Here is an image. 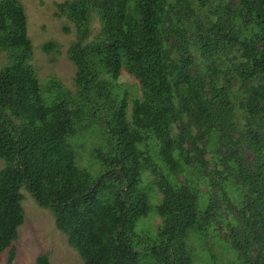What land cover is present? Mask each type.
<instances>
[{
	"label": "trees",
	"instance_id": "16d2710c",
	"mask_svg": "<svg viewBox=\"0 0 264 264\" xmlns=\"http://www.w3.org/2000/svg\"><path fill=\"white\" fill-rule=\"evenodd\" d=\"M56 9L75 91L42 87L24 6L0 0V262L19 264L24 190L83 264H220L215 239L264 264V0Z\"/></svg>",
	"mask_w": 264,
	"mask_h": 264
},
{
	"label": "rangeland",
	"instance_id": "374dc122",
	"mask_svg": "<svg viewBox=\"0 0 264 264\" xmlns=\"http://www.w3.org/2000/svg\"><path fill=\"white\" fill-rule=\"evenodd\" d=\"M62 1L64 0H21L27 18L26 33L32 44L29 65L35 70L42 87L49 82L59 81L66 89L75 91L73 78L76 68L68 58V50L71 41L74 40L75 30L66 17L55 15L57 3ZM65 25L71 26L69 33L64 31ZM98 26L97 21H95L93 33L98 30ZM49 42L55 45L49 51H45L43 46ZM4 61L3 54H0V66ZM119 81L129 85L131 87L128 90L129 95L134 96L132 87L137 85L136 79L124 74ZM81 139L88 140L83 137ZM90 148L92 147L90 146ZM83 153H86L87 157L90 155V150H85ZM78 160L82 163L80 158ZM21 192L24 195L22 205L25 218L18 229V238L14 242L16 248L15 262L34 264L39 254H47L52 264H83L79 254L68 245L65 234L56 229L50 211L38 207L24 190ZM158 223H160L159 218L153 220L154 226ZM222 231L227 232L228 228L224 227ZM212 237L210 234L208 238L210 242ZM215 241L217 243L211 249L216 252L217 260L220 264H228L232 255L221 250L224 248L222 242L217 239ZM6 255L7 251L1 255L3 259L0 264H5Z\"/></svg>",
	"mask_w": 264,
	"mask_h": 264
}]
</instances>
